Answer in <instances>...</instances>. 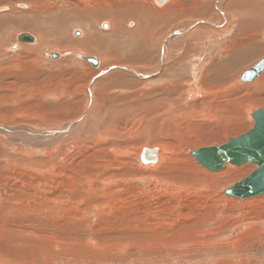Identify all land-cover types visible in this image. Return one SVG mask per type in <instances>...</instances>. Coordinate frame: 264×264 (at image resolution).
Listing matches in <instances>:
<instances>
[{
    "label": "rangeland",
    "instance_id": "1",
    "mask_svg": "<svg viewBox=\"0 0 264 264\" xmlns=\"http://www.w3.org/2000/svg\"><path fill=\"white\" fill-rule=\"evenodd\" d=\"M78 1L0 0V264H264V196H225L226 189L247 177L245 172L215 180L191 156L197 148L224 145L227 138L247 132L253 126L247 107L264 108L260 79L244 85L240 78L264 58V0L174 1L179 18L161 14L158 24H145L143 34L154 39L141 45L131 25L136 20L138 25L136 15L117 26L127 12L124 0ZM91 7L92 15L87 12ZM250 8L261 9L259 19L246 13ZM137 11L142 14L140 9L131 13ZM102 12L106 19L98 18ZM29 16L51 40L43 43L44 34L26 30L25 23L6 26ZM201 20L210 24H194ZM175 29L188 30L175 39L170 37ZM195 31V37L183 41ZM21 32L32 34L36 43L10 50ZM85 58L98 60L100 68ZM116 65L159 75L141 79L120 68L100 74ZM167 105L176 108L172 124ZM202 111L218 114V122H204ZM80 115L88 116L72 139L26 132L63 130ZM107 129L112 132L109 145L93 140ZM147 144L169 149L154 170L141 168L136 158ZM154 177L160 181L151 183ZM102 187L117 192L110 197ZM108 198L114 201L110 211V206L91 207ZM13 201L23 204L18 205L21 212L11 209ZM3 210L13 219L5 220ZM124 211H130L129 219L109 223L111 214ZM135 218L141 223L132 234L125 227ZM147 224L168 236L154 242L139 237L137 230ZM17 225L31 229L27 245L19 249L24 239L7 234L9 243L1 231Z\"/></svg>",
    "mask_w": 264,
    "mask_h": 264
},
{
    "label": "bare ground",
    "instance_id": "2",
    "mask_svg": "<svg viewBox=\"0 0 264 264\" xmlns=\"http://www.w3.org/2000/svg\"><path fill=\"white\" fill-rule=\"evenodd\" d=\"M12 1V0H11ZM61 1H63V0H61ZM81 1V0H80ZM80 1H78V2H80ZM83 1H85L86 2V0H83ZM92 2H96L97 0H91ZM176 2V3H179V0H171V5H169L170 3V0H151L150 1V3H146L145 2V0H124L123 1V6L124 7H126L127 8V12L126 13H124L123 14V16L121 17V18H123V19H121L120 20V23H117V26H118V24H121V25H123L124 23V21L125 20H127L128 18L129 19H131V17H132V15H136L137 16V18H138V25H137V20H136V22L135 21H133L132 22V26L134 27V29H135V32L137 33V35L138 36H140V37H138V41H140V42H138L139 43V45H141V44H144V40H149L151 37H152V35H151V33H149V32H147L148 34L146 35L145 33L143 34V32H146L145 30L146 29H144L143 27L145 26V24H146V26H148V28H149V26H153L152 25V23H154V22H156V21H158V22H156L157 24L159 23V15H161V14H163L162 16H163V18L165 19H167L168 20V16H174V18H177L176 16H178V18H179V15L177 14L178 12L177 11H175V10H172L173 9V2ZM182 1V0H181ZM194 1L196 2L197 0H192V3L194 4ZM66 2V1H65ZM174 2V3H175ZM235 2V1H234ZM83 3V2H82ZM34 4V3H33ZM37 4V3H36ZM80 4H81V2H80ZM168 4V5H167ZM20 6H22V7H26V5H24V4H21ZM194 6V5H193ZM2 7V6H1ZM5 7H7V6H5ZM163 7V8H162ZM68 8H69V10H70V7L68 6L67 7V10H68ZM240 8V7H239ZM238 8V9H239ZM1 9V8H0ZM89 9V8H88ZM87 9V12L89 13L90 11L92 12H95L94 10L95 9H92V7H91V9H89L88 10ZM134 9L136 10V9H140V12L142 11V14L141 13H139L138 11H137V14H133V13H131V12H134ZM158 9H164V10H161V12H159L158 11ZM193 10H194V8H192ZM251 9V8H250ZM2 10H3V8H2ZM1 10V11H2ZM5 10V9H4ZM42 10V9H41ZM66 10V11H67ZM176 10H178V9H176ZM183 10V9H182ZM245 10V9H244ZM146 11H148L147 13V15L145 14L146 13ZM239 11V10H238ZM92 12V14H94ZM206 12V11H205ZM253 13L254 14V17L255 18H258V17H260L259 15H260V13H262L261 12V9H258V8H252L251 10H249V11H246V13ZM1 13V12H0ZM3 13H5L4 11L2 12V14ZM106 13H111V9L109 10V11H106ZM181 13V12H180ZM184 13V12H183ZM186 13V12H185ZM240 13V12H239ZM34 14V13H33ZM75 14L78 16L79 14V16H78V18L79 17H82V13H78V12H75ZM89 14H91V13H89ZM91 14V15H92ZM96 14V13H95ZM221 14V13H220ZM100 15V14H99ZM181 15V14H180ZM184 15V14H183ZM201 15V14H200ZM223 15V17L225 18V15L224 14H222ZM124 16H125V18H124ZM136 16H134V17H136ZM203 16V15H202ZM30 17V18H29ZM28 18L29 19H16V20H14L13 21V19L12 20H10L9 22H8V24H6V26L7 25H9L8 26V29L10 28V27H13V26H17L18 24H23L24 25V23L25 24H27L28 26H30L29 28L27 27V29L26 30H32V31H34V32H36V33H39L40 35H43L44 37H43V40H44V42L43 43H46V42H48L49 41V39H50V37L52 38V36H47L45 33H41V29H38V26L36 25L37 24V20L34 18V16H29ZM201 17V16H200ZM33 18V19H32ZM76 18V17H75ZM98 18H100V19H106V17H105V15H104V13L102 12L101 13V15L98 17ZM136 18V19H137ZM144 18V19H143ZM203 18V17H202ZM117 19H119V18H117ZM259 19V18H258ZM261 19V18H260ZM22 20H24V22H22ZM26 20V21H25ZM46 20V19H45ZM146 20V21H145ZM252 20V19H251ZM254 20V19H253ZM47 22V21H46ZM170 22V21H169ZM10 23V24H9ZM136 23V24H135ZM210 24L209 22H207V21H205V20H201V21H198V23L197 22H195L194 24ZM38 24H40V23H38ZM43 24H44V22H43ZM74 25V24H73ZM120 25V26H121ZM4 26V25H3ZM106 26H108V25H106ZM156 26V25H155ZM131 27V26H130ZM136 27V28H135ZM176 27V26H175ZM184 27H186V26H184ZM183 27V28H184ZM0 28H2V26H0ZM16 28V27H15ZM34 28H36V29H34ZM105 28V27H104ZM115 28H116V26H115ZM146 28V27H145ZM191 28V27H190ZM190 28H188V29H190ZM5 29V28H4ZM117 29H118V27H117ZM117 29H115V30H117ZM187 29V30H188ZM2 30V29H1ZM187 30L186 29H184V30H176L175 29V31L173 32V33H171L170 34V37L171 38H175V39H177L178 37H179V35L181 34V36H182V34H185V33H187ZM143 31V32H142ZM148 31H149V29H148ZM2 32V31H1ZM3 33V32H2ZM75 33V32H74ZM135 33V34H136ZM195 34H197L196 33V31L195 32H192L191 34H188V37L187 38H184L183 39V41H186L187 39H189L190 37H195L194 35ZM21 35H30V36H32L33 38H34V41L33 42H23V41H19L18 40V37L19 36H21ZM76 37H78L79 36V33H78V31L76 32V34H74ZM151 35V36H150ZM87 36V35H86ZM145 39H144V38ZM153 38V37H152ZM151 38V39H152ZM150 39V40H151ZM154 39V38H153ZM15 44L14 45H12L11 47H10V50H13V49H16L19 45H21V44H24V45H33V44H35L36 43V38L32 35V34H30V33H26V32H21V33H19V34H17V36H16V38H15ZM51 40V39H50ZM166 41V43H168L169 42V39L167 38V39H165ZM42 43V44H43ZM151 43V42H150ZM188 43V42H187ZM93 44V43H92ZM151 44H153V43H151ZM45 45V44H44ZM43 45V46H44ZM48 44H46V46H47ZM41 47H42V45H40ZM116 46V45H115ZM137 46L138 45H136V48H137ZM143 46V45H142ZM141 46V47H142ZM147 46V45H146ZM151 46V45H150ZM40 47V48H41ZM148 47H149V45H148ZM92 48V47H91ZM135 48V49H136ZM138 49H140V47L138 48ZM165 49H166V47H164V48H162V58L160 59V64H159V69H158V71L159 72H161L162 71V69H163V62H164V57H165V54H166V51H165ZM143 50V49H142ZM141 50V51H142ZM112 51V50H111ZM144 51V50H143ZM102 54V53H101ZM131 54V53H130ZM133 54V53H132ZM131 54V55H132ZM112 55V54H111ZM52 56V55H51ZM83 56V55H82ZM131 57V56H130ZM146 57H148V55H146ZM139 58V57H138ZM137 58V59H138ZM130 59V58H129ZM264 59V58H263ZM262 59V60H263ZM92 61V60H96V59H94V58H85V61L86 62H88V63H90L91 64V62H89V61ZM109 60H111V59H109ZM112 60H113V58H112ZM111 60V61H112ZM134 59H132V61H133ZM139 60V59H138ZM97 62H98V66L97 67H99L100 68V66H101V63L99 64V61L98 60H96ZM131 61V60H130ZM136 61V60H135ZM261 61V60H260ZM259 61V62H260ZM149 62H150V60H149ZM258 62V63H259ZM110 63H112V62H110ZM131 64H132V62H131ZM135 64V63H134ZM92 67H94L93 65H91ZM96 67V68H97ZM122 67V68H121ZM182 67V66H181ZM254 67H255V65H254ZM254 67H252V68H254ZM98 68V69H99ZM112 68H120V69H122V70H124L125 72H127V73H129V74H132V75H134V76H137V77H139V78H143V79H146V78H148V79H150V78H152L153 77V75L155 74L156 76L157 75H159V72H155V73H152V74H149V73H143V72H140V71H138V70H135V69H133V68H129V67H124V66H112V67H108V68H106V69H103L102 70V72L100 73V74H102V75H104V74H107V73H109L108 71L109 70H111ZM252 68H250L249 70H251ZM249 70H247V71H249ZM246 72V71H245ZM244 72V73H245ZM243 73V74H244ZM253 74H252V76H251V79H250V81H245V82H247V84L248 83H250L251 81H254V79H255V81L258 79H260L259 81H257L258 82V84H259V86H264V77L262 76L263 74H264V71L263 72H261L260 74H259V76H262L261 78H258L259 76H257L258 74V72L255 70V71H253L252 72ZM150 76H149V75ZM242 74V75H243ZM242 75H241V77H242ZM174 76V75H173ZM256 76H257V78H256ZM150 77V78H149ZM240 77V78H241ZM151 80V79H150ZM193 81V80H192ZM254 81V82H255ZM245 82H243L242 81V83H244V85H247ZM175 83V82H174ZM258 84H256V86H258ZM193 85V84H192ZM193 87V86H192ZM191 87V89L193 90V94L195 93V94H199V93H197L198 91L197 90H195V88L193 87L192 88ZM167 89V88H166ZM169 89H170V87H169ZM257 89V88H256ZM88 90H89V97L92 99V89H91V86H89V88H88ZM163 90H165V89H163ZM170 91V90H169ZM260 92V91H259ZM194 94V95H195ZM205 96V95H204ZM191 98V97H190ZM93 100V99H92ZM205 100V99H204ZM206 101V100H205ZM90 105H93V104H90ZM183 105H186V102L185 103H183ZM90 107V106H89ZM87 108V107H86ZM166 108H169L170 109V114L168 115L171 119H170V124H172L171 122H172V119H173V112H175L176 111V108L175 107H173V106H171V105H167L166 106ZM184 108V107H183ZM247 109H248V112L249 111H251V113L249 114V117L253 120V126H252V128L250 129V130H248L247 132H245V133H243V134H241V135H239L238 137H240V136H242V135H244V134H249L251 131H253L254 129H255V127H254V125H255V118H254V113L257 111V110H260V109H264V108H258V109H256V110H254V109H252L250 106H248L247 107ZM87 110H88V108H87ZM253 110V111H252ZM178 111V110H177ZM85 113H87V112H85ZM84 113V114H85ZM88 113H89V110H88ZM189 116H187V114H185V116H187L188 118H192V119H199V118H202V119H204L205 121L204 122H207L208 121V119H214V120H216V122H218V119H216L219 115L218 114H212V113H208V112H204V111H202V113L200 114V116H199V118H197V117H195L194 115H192V114H188ZM84 116V117H83ZM88 116V115H87ZM87 116H85V115H80V117H79V119L78 120H76L75 122H72V123H69L63 130H56V131H45L44 130V132H42L41 130L39 131V130H34V131H26L27 132V134L28 135H31V134H33V135H38V137L39 136H41L40 134H42V133H44L45 135H51L52 133H57L58 135L57 136H64L65 138L66 137H68V136H71V139H72V137H73V135H72V133H75L79 128L81 129L83 126H84V122H86V117ZM81 117H83V118H81ZM168 118V117H167ZM213 121V120H212ZM216 122H213L214 124H217ZM133 123V122H132ZM137 123V122H136ZM207 124V123H206ZM218 125V124H217ZM178 126V125H177ZM209 126V125H208ZM101 127V126H100ZM164 127V126H163ZM164 128H167V127H164ZM176 128V127H175ZM110 130V129H109ZM166 130V129H165ZM17 131V130H16ZM122 131V130H121ZM111 132V131H110ZM133 132V131H132ZM25 133V132H24ZM23 133V134H24ZM97 133V132H96ZM112 133V132H111ZM111 133H109V131H108V129L107 130H102L101 132H99V133H97V135H95V137H93V140L95 139V140H98V141H100V142H102L103 143V145L105 144V145H109V143H111V142H109V140H110V138L111 137H109L110 136V134ZM252 133V132H251ZM250 133V134H251ZM249 134V135H250ZM32 136V135H31ZM42 137H43V135H42ZM77 137V136H76ZM238 137H232V138H227V142H226V144L228 143V141H229V139H237ZM160 139H162L161 137H160ZM255 140L256 139H258V137H255L254 138ZM45 140V139H44ZM163 140V139H162ZM165 140V139H164ZM168 141V140H167ZM211 141V140H210ZM68 142V141H67ZM156 142V141H155ZM153 143V142H152ZM162 145H165V144H167V143H165V141H162V142H160ZM72 145H73V143H72ZM81 145V144H80ZM162 145H151V144H147V145H145V146H142V148L139 150V152H137L138 154L136 155V153H135V155H136V158L138 159V162H139V166L141 167V168H151V169H155L156 167H159L160 165H161V160H162V158H168V157H165V153H163L164 151H168L169 149L167 148V146L165 147V146H162ZM74 146V145H73ZM220 146H223V145H220ZM220 146H217V147H220ZM166 149H165V148ZM54 148H56V147H54ZM101 148V147H100ZM201 148H210V147H205V146H202ZM201 148H197L196 150H199V149H201ZM94 149V148H93ZM46 150V149H45ZM56 150V149H55ZM91 150V149H90ZM196 150H194V151H196ZM58 151V150H57ZM65 153V152H64ZM64 155V154H63ZM61 157H63V156H61ZM65 157V156H64ZM63 157V158H64ZM67 157V156H66ZM163 162V161H162ZM197 162V161H196ZM109 163V162H108ZM108 163H106V164H108ZM198 163V162H197ZM53 164V163H52ZM199 164V163H198ZM109 165V164H108ZM113 165V164H112ZM110 166V165H109ZM223 168L222 169H220V170H218V171H215V172H213V171H209L207 168H205L204 166H202L201 165V167L199 168V166H198V168L201 170V172H205L207 175H209L208 177H213L215 180H219L220 178H222V179H224V178H227V177H229L230 176V174L232 175V174H235V173H237V172H239L240 173V171H244L245 173H243V175L242 176H246L247 175V177L254 171V170H256V168H257V165L256 164H248V163H244V164H241V165H235V164H233V163H230V162H225V163H223ZM105 167V166H104ZM235 167H238V168H235ZM105 169V168H104ZM112 169V168H111ZM110 169V170H111ZM161 169V168H160ZM106 170V169H105ZM104 170V171H105ZM108 170V169H107ZM106 170V171H107ZM103 171V172H104ZM162 171H164V170H162ZM102 172V171H101ZM112 172V171H111ZM110 173V172H109ZM157 173L159 174L160 173V170L159 171H157ZM90 174V173H89ZM156 173H154V174H152L153 176L155 175ZM91 175H93V174H91ZM96 175V174H95ZM94 175V176H95ZM214 175V176H213ZM238 176V175H237ZM237 176H235L234 178H233V180H237L238 178H240L241 176H239L238 178H236ZM87 177V176H86ZM92 177V176H91ZM99 177V176H98ZM97 177V178H98ZM105 177V176H104ZM107 177V176H106ZM111 177V176H110ZM247 177H245V178H247ZM82 178V177H81ZM88 178V177H87ZM90 178V177H89ZM96 178V179H97ZM100 178V177H99ZM102 178H103V176H102ZM243 179H241L240 181H242V180H244L245 178L244 177H242ZM86 179V178H85ZM84 179V180H85ZM92 179V178H91ZM106 179V178H105ZM145 179V178H144ZM147 180H148V177L146 178ZM162 179V178H161ZM102 180H104V179H102ZM139 180H143V178L142 177H140L139 178ZM165 180V179H164ZM163 180V182H166V181H164ZM90 181V180H89ZM151 183L153 182V181H157L156 183H158L160 180L157 178V177H154V178H152V179H150L149 180ZM201 181V180H200ZM206 181V180H205ZM239 181V182H240ZM110 182V181H109ZM109 182L108 181H105V184H107V185H109ZM239 182H237V183H239ZM155 183V184H156ZM167 183V182H166ZM208 183H210L209 181H208ZM236 183V184H237ZM88 184V183H87ZM93 184V183H92ZM165 184V183H164ZM212 184V183H211ZM236 184H234V185H232V186H235ZM112 185V184H111ZM157 185V184H156ZM165 185H167V184H165ZM169 185H171V184H168V186ZM213 185V184H212ZM105 187V186H104ZM154 187H155V185H154ZM103 188V187H102ZM230 188V187H229ZM91 189L93 190V188L91 187ZM104 189V193H106L107 194V196H110V197H112V193H115V192H117L116 190L115 191H113V190H111V189H109V188H103ZM153 189V188H152ZM99 191V190H98ZM100 192V191H99ZM224 193V192H223ZM46 194V193H45ZM1 195V194H0ZM83 195V194H82ZM91 195V194H90ZM224 195H225V193H224ZM43 196H45V195H43ZM156 196V195H155ZM225 196H227V195H225ZM259 196H264V194H262V195H259ZM259 196H256V197H259ZM152 197V196H151ZM154 197V196H153ZM227 197H229V196H227ZM84 198V197H83ZM88 198H89V196H88ZM91 198V197H90ZM252 198H255V197H252ZM85 199V198H84ZM87 199V198H86ZM247 199H250V198H247ZM4 200V199H3ZM81 200H83V199H81ZM118 201V200H117ZM1 202H3L2 201V199H1V196H0V204H2ZM27 202V201H26ZM89 202H91L90 201V199H89ZM200 202V201H199ZM20 203V202H19ZM19 203L18 202H16V203H14V201H13V203H12V205H13V208H11V209H14V211L15 210H17L18 212H21V210H22V208H20V207H18V205H19ZM85 203V202H84ZM92 203V202H91ZM90 203V204H91ZM113 203H114V201H112L111 200V198H108V201L107 202H103V203H98V204H96L95 206H91V207H95V209H101L102 207V209H106L105 208V206H107V209H108V207L110 206V209H106L107 211H110L112 208V206H113ZM10 205H11V202L9 203ZM89 204V203H88ZM127 204V203H126ZM20 205H23L22 203H20ZM26 205V204H25ZM28 205V204H27ZM80 205H81V203H80ZM87 205V204H86ZM76 206V205H75ZM126 206V205H125ZM72 208H74V207H72ZM71 208V209H72ZM88 208V207H87ZM85 209V208H84ZM120 209H121V207H120ZM130 209V208H129ZM76 210V209H75ZM90 210H92L91 208H90ZM99 211H101V210H99ZM98 211V212H99ZM113 211V210H112ZM111 211V212H112ZM134 210H132V212H133ZM65 212H66V210H65ZM103 213H104V211H102ZM130 211H126V213H125V211L124 212H120V214H118V215H113V214H111V217L109 218V223H112V224H116L117 223V221H118V223H119V219L120 218H123V217H128V214L127 213H129ZM93 213V212H92ZM103 213H101V214H103ZM116 213V212H115ZM135 213V215L136 214H138V213H140V211H135L134 212ZM105 214V213H104ZM3 216H4V219L5 220H9L11 217V219H13V217L15 216V215H12V213L11 214H8L7 212H5L4 210H3ZM96 216V215H95ZM98 216H100V215H98ZM101 217V216H100ZM107 217H109L108 215H107ZM95 218V217H94ZM102 218V217H101ZM100 219V218H99ZM125 219V218H124ZM127 219H129V217L127 218ZM126 219V220H127ZM146 219H148L147 217H143V218H141L140 220L141 221H145L146 222ZM95 220V219H94ZM140 220L138 219V218H135L134 220H130L131 222V224L129 225L128 224V226L129 227H125L124 225V227H125V229H126V231H128V232H130V233H132V234H135V230H132V229H134L135 227L137 228V226L136 225H138V228H139V223H141L140 222ZM98 221V220H97ZM96 221V222H97ZM101 221H103L102 219H101ZM105 221V220H104ZM125 221V220H124ZM144 222V223H145ZM204 222V220L202 219V220H199V223H203ZM127 223H128V220H127ZM26 224V223H25ZM29 224V223H28ZM104 224V223H103ZM123 224H124V222H123ZM145 225H146V223H145ZM156 225V224H155ZM191 225V224H190ZM119 226V225H118ZM118 226H115V229H117L118 228ZM144 226V225H143ZM158 226V225H157ZM160 226V225H159ZM188 226V225H187ZM15 229H13V228H11V229H8V230H1V231H3L2 233L3 234H5V236L8 234V235H11V236H18V237H21V238H23L24 239V241L22 242V243H20L19 244V247H17V249H19L21 246H26L27 244V241L26 240H28L27 238H29L30 236H29V234H27V231L28 232H30V228H28L27 227V225H17V226H15L14 227ZM119 228H120V226H119ZM188 228H190L189 226H188ZM188 228H186V229H188ZM108 230V229H107ZM27 234V235H26ZM124 234V233H123ZM137 234L139 235V237L141 236V237H144V238H150L151 240L150 241H156V239H158V240H162V238L163 237H165L164 235H167V233L165 234H163V230L162 229H157L156 230V228H154V225L153 224H147V226L145 227V228H143L142 230H137ZM35 236V235H34ZM146 236H148V237H146ZM168 236V235H167ZM36 237V236H35ZM166 238V237H165ZM5 239L7 240V241H9V243L11 242V240H10V238L8 237V236H6L5 237ZM100 239V238H99ZM102 239V238H101ZM141 240H142V242H143V238H140ZM146 241V240H145ZM12 243V242H11ZM97 243V242H96ZM100 243V242H99ZM98 243V244H99ZM6 244V243H5ZM1 249V248H0ZM16 249V248H15ZM25 249H28V247H25ZM31 249V248H30ZM20 251V250H19ZM15 252V251H14ZM25 254V253H24ZM4 255V254H3ZM2 255V256H3ZM12 255V254H11ZM13 255H14V253H13ZM12 255V256H13ZM26 255V254H25ZM6 256V255H5ZM23 258V257H22ZM20 259V258H19ZM23 260V259H22ZM1 261V260H0ZM2 263V262H1ZM5 264H6V262H5Z\"/></svg>",
    "mask_w": 264,
    "mask_h": 264
},
{
    "label": "water",
    "instance_id": "3",
    "mask_svg": "<svg viewBox=\"0 0 264 264\" xmlns=\"http://www.w3.org/2000/svg\"><path fill=\"white\" fill-rule=\"evenodd\" d=\"M2 9H0L1 11ZM19 41L33 42L30 35H21ZM54 58V57H52ZM91 65L98 66L96 60H90ZM258 75L264 71V59L249 71H246L242 81H250L252 72ZM256 76V77H257ZM255 129L249 134H244L237 139H229L227 144L217 147L201 148L191 152V156L209 171H218L223 168V163L230 162L235 165L244 163L256 164L257 168L247 178L224 191L225 195L235 199H247L264 194V109L254 113ZM258 137V139H254Z\"/></svg>",
    "mask_w": 264,
    "mask_h": 264
},
{
    "label": "flooded vegetation",
    "instance_id": "4",
    "mask_svg": "<svg viewBox=\"0 0 264 264\" xmlns=\"http://www.w3.org/2000/svg\"><path fill=\"white\" fill-rule=\"evenodd\" d=\"M106 25H107V24H105L104 27H107ZM52 57H54L53 59H55V58H56V54L53 53V54H52Z\"/></svg>",
    "mask_w": 264,
    "mask_h": 264
}]
</instances>
